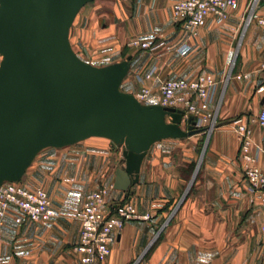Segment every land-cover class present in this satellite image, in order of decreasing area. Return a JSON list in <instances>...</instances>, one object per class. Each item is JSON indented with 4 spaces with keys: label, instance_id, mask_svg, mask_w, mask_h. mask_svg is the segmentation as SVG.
Wrapping results in <instances>:
<instances>
[{
    "label": "crops",
    "instance_id": "obj_1",
    "mask_svg": "<svg viewBox=\"0 0 264 264\" xmlns=\"http://www.w3.org/2000/svg\"><path fill=\"white\" fill-rule=\"evenodd\" d=\"M175 1L143 0L147 10L151 8V22H168L152 48L130 52L131 68L121 89L135 94L149 86L150 103L159 104V80L191 79L202 73L215 77L207 101L193 96L204 112L216 117L215 127L207 130L210 140L193 189L186 195L190 164L201 154L206 131L154 143L139 182L129 191L113 187L119 168L115 163L123 149L112 140L94 136L61 148L47 147L20 182L44 188L59 216L45 222L24 217L18 223L17 211L11 209L1 229L0 264H80L73 250L81 232L75 213L86 195L102 186L109 189L106 200L112 210L131 201L140 214L150 216L129 221L116 233L105 264H264V215L238 160L240 142L233 122L242 115L251 121L254 142L263 149L259 165L264 170V128L255 121L264 106V91L258 92L264 85V0L253 8V0H238V8L226 19L209 17L197 37H189L167 16ZM185 43L191 49L182 53ZM150 72L153 78L146 79ZM239 74L248 77L238 79Z\"/></svg>",
    "mask_w": 264,
    "mask_h": 264
},
{
    "label": "water",
    "instance_id": "obj_2",
    "mask_svg": "<svg viewBox=\"0 0 264 264\" xmlns=\"http://www.w3.org/2000/svg\"><path fill=\"white\" fill-rule=\"evenodd\" d=\"M92 1L0 0V188L20 182L43 149L98 136L123 149L113 187L129 191L154 143L209 130L123 91L132 56L95 66L77 55L71 27Z\"/></svg>",
    "mask_w": 264,
    "mask_h": 264
},
{
    "label": "built area",
    "instance_id": "obj_3",
    "mask_svg": "<svg viewBox=\"0 0 264 264\" xmlns=\"http://www.w3.org/2000/svg\"><path fill=\"white\" fill-rule=\"evenodd\" d=\"M257 0L251 2L252 8ZM239 6L238 0H176L172 6L173 16L188 33L189 37H197L200 29L206 26L208 18L214 16L218 21L226 19L230 10ZM263 24L264 20H260ZM157 39L156 35L146 38L137 37L133 44L142 49H148ZM191 44L185 43L180 47L182 53L190 51ZM264 71V61L261 64ZM153 73H147L145 78H153ZM231 77V76H229ZM238 79L247 78V74H239ZM216 85V79L211 73H202L191 79H165L159 80L160 92L159 104L184 110V121L192 115L198 127L212 129L216 125V117L211 112H204L193 100L197 96L207 101L210 92ZM264 91V85L258 88V92ZM135 97L143 104L150 103L152 88L143 86ZM204 106H206L204 104ZM264 128V106L255 118ZM238 134L240 149L238 160L242 167L245 179L252 191L257 195L259 206L264 215V170L259 165V151H263L260 145H256L253 137V129L249 119L242 115L233 120ZM264 140V134H263ZM255 147V150L253 148ZM257 150V151H256ZM109 189L102 186L89 192L83 205L77 209L75 218L81 225L80 239L73 247L79 256L80 264H105L111 253V245L116 233L121 231L125 224L136 219H149V215H142L137 211L131 201L119 203L114 210L107 206ZM11 209L17 211L16 222H22L24 217L34 222L49 221L59 216L58 210L53 206L48 192L44 188L31 189L21 182H6L0 188V253L2 246L1 229L4 219ZM261 231L264 233V221L261 223Z\"/></svg>",
    "mask_w": 264,
    "mask_h": 264
},
{
    "label": "rangeland",
    "instance_id": "obj_4",
    "mask_svg": "<svg viewBox=\"0 0 264 264\" xmlns=\"http://www.w3.org/2000/svg\"><path fill=\"white\" fill-rule=\"evenodd\" d=\"M150 9L147 10L143 0H94L88 3L80 10L71 27L70 42L74 51L80 58L95 66H105L126 59L138 47L133 44L137 37H162L164 33V26L168 21L151 22ZM167 16H171L172 22L178 23L172 11ZM1 60L0 55V62ZM209 140L210 132L206 131L200 141L201 154L194 169L188 174L190 183L186 195L193 189L195 179L201 173ZM115 165H124L123 155ZM249 202L252 206L251 199Z\"/></svg>",
    "mask_w": 264,
    "mask_h": 264
},
{
    "label": "trees",
    "instance_id": "obj_5",
    "mask_svg": "<svg viewBox=\"0 0 264 264\" xmlns=\"http://www.w3.org/2000/svg\"><path fill=\"white\" fill-rule=\"evenodd\" d=\"M194 167H195V163H191L190 164V169L192 170V169H194Z\"/></svg>",
    "mask_w": 264,
    "mask_h": 264
}]
</instances>
